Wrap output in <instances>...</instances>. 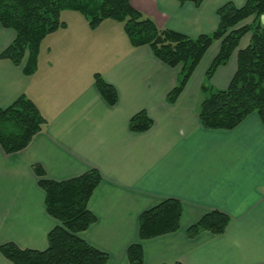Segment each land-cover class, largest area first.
I'll use <instances>...</instances> for the list:
<instances>
[{
  "label": "crops",
  "instance_id": "1",
  "mask_svg": "<svg viewBox=\"0 0 264 264\" xmlns=\"http://www.w3.org/2000/svg\"><path fill=\"white\" fill-rule=\"evenodd\" d=\"M248 0H205L200 6L176 0H131L158 27L191 38L212 34L218 10ZM68 12V11H67ZM67 25L40 46L38 67L29 76L1 55L16 32L0 24V109L25 95L46 120L23 151L7 155L0 146V247L45 251L48 235L60 225L45 206L46 194L34 171L62 182L90 170L102 182L88 208L96 217L79 234L109 256L108 264H130L128 250L140 244L143 264H264V125L251 114L233 130H209L199 119L206 73L219 54L215 42L174 104L179 68L157 59L148 46L132 47L123 26L105 21L96 29L71 11ZM264 22V18H262ZM254 18L242 23L251 25ZM246 35L229 62L217 69L211 85L226 89L237 71ZM101 74L118 93L110 106L95 85ZM202 73L203 75H199ZM199 75V76H198ZM146 111L153 126L130 130L131 119ZM168 199L182 204L178 231L149 240L139 235L142 214ZM230 218L224 234L208 231L190 238L188 230L212 211ZM0 264H13L0 251Z\"/></svg>",
  "mask_w": 264,
  "mask_h": 264
},
{
  "label": "trees",
  "instance_id": "2",
  "mask_svg": "<svg viewBox=\"0 0 264 264\" xmlns=\"http://www.w3.org/2000/svg\"><path fill=\"white\" fill-rule=\"evenodd\" d=\"M176 1L198 7L205 0ZM64 11L82 14L92 29L109 20L120 23L132 47L148 46L165 65L180 67L177 86L167 97L170 104L176 103L208 50L220 41L219 54L208 69L202 86L201 124L209 130H233L255 113L264 125V0H248L242 7L225 4L218 10L220 23L217 30L196 38L158 27L151 17L136 10L131 0H0V24L16 32V39L1 58L18 66L27 59L24 72L33 75L38 67L42 42L67 26L61 20ZM249 18H254L255 22L242 26ZM248 34H251V41L238 53L237 71L229 87L214 88L210 82L217 69L229 62ZM94 79L103 99L115 106L119 100L115 87L99 73ZM45 123L38 107L25 95L10 107L0 109V146L4 153L11 155L25 150L44 129ZM152 126L153 120L146 111L139 112L130 121V130L134 133L146 132ZM34 171L41 178L39 186L46 194V210L60 225L49 233L45 251L21 249L7 243L0 247L2 255L13 264H108L106 253L79 236L96 222L88 204L102 182L100 172L90 170L80 177L57 182L45 179L39 166ZM182 210L180 201L168 199L144 212L140 218V239L149 240L178 231ZM229 223L228 215L215 210L193 225L188 234L194 238L208 231L220 236ZM128 259L130 264L144 263L140 244L129 248Z\"/></svg>",
  "mask_w": 264,
  "mask_h": 264
},
{
  "label": "rangeland",
  "instance_id": "3",
  "mask_svg": "<svg viewBox=\"0 0 264 264\" xmlns=\"http://www.w3.org/2000/svg\"><path fill=\"white\" fill-rule=\"evenodd\" d=\"M71 14H72V12L71 11H65V13H63V18H62V20L64 21V20H71V17H69V16H71ZM79 14V13H78ZM80 16H82L81 14H79ZM120 26H123L122 24L120 25ZM199 75H203L202 73H200ZM198 75V76H199Z\"/></svg>",
  "mask_w": 264,
  "mask_h": 264
}]
</instances>
